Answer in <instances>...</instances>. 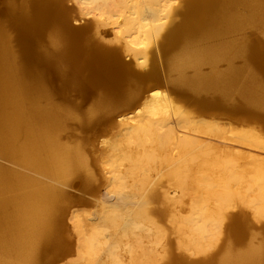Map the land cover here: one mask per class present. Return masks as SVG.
<instances>
[{"label":"bare ground","instance_id":"6f19581e","mask_svg":"<svg viewBox=\"0 0 264 264\" xmlns=\"http://www.w3.org/2000/svg\"><path fill=\"white\" fill-rule=\"evenodd\" d=\"M180 1L176 7L173 0H77L85 14L93 13L90 28L100 33L101 26H114L124 50L147 56V44L153 35L164 36L161 47L168 66L178 74L176 82L192 91L204 87L219 93L213 101L200 99L202 104L223 106L235 94L243 102L233 106L234 110L264 118V0ZM10 10L21 48L12 47V36L0 23V264H51L50 254L68 246L62 232L66 205L72 197L63 187L32 172L57 183L74 173L84 175L89 182L92 174L83 149L61 139L63 115L67 113L51 100L45 102L50 98L45 73L53 72L65 86L83 80L95 89L104 88L105 94H99L94 106L83 111V122L88 125L107 117L111 105L139 104L142 84L150 80L159 84V80L153 68L139 75L121 64L119 49H94L70 25L63 0H21ZM164 18L172 20L171 24L162 21ZM48 26L52 46L57 48L63 41L68 44L67 49L49 51L43 47V31ZM209 33L217 34L220 42L202 46L200 41ZM218 62L225 68L215 69ZM204 64L212 66L210 75L202 71ZM190 68L193 73L188 72ZM86 69L89 75L85 78ZM173 110L170 98L155 89L142 106L121 118L122 132L114 148L121 160L128 162L129 171L112 176L104 171L107 190L100 200L97 218L89 223L80 218L75 221L79 235L77 253L86 258L87 264H183L181 255L167 249L150 253L138 233L148 203L160 202L158 205L162 206L150 208L167 214L184 207L177 194L179 188L191 193L204 221L218 223L220 218H213L197 194L209 187L203 148L220 149L230 144L225 140L203 144L197 136L179 134L177 124H171ZM177 115L182 119L180 112ZM162 127H166L165 134L160 132ZM185 135L192 139L193 151L186 150L163 166L162 175L175 187L153 180L145 183L140 193L136 192L138 185L133 191H126L127 176L138 175L144 167L142 161L156 154L150 145L166 142V137L175 140ZM185 175L187 178H183ZM223 175L224 180L235 177L238 186L244 181L232 170ZM263 182L264 175L257 167L250 186L253 192L260 193L243 201L259 217H264V194L258 188ZM224 207L219 208V214L230 221L221 224L222 238L199 235V231L209 232L207 224L188 217L179 221L185 233L182 246L202 253L220 246L222 257L211 255V262L218 260V264H264L263 246L235 248L248 226L239 214L223 215Z\"/></svg>","mask_w":264,"mask_h":264},{"label":"rangeland","instance_id":"374dc122","mask_svg":"<svg viewBox=\"0 0 264 264\" xmlns=\"http://www.w3.org/2000/svg\"><path fill=\"white\" fill-rule=\"evenodd\" d=\"M21 0H0V23L5 27V31L12 36L11 45L15 49H20L18 40L16 39L17 30L13 27L12 11L10 7ZM180 0H173V4L177 7ZM67 8L69 23L72 27L79 30L82 37H86L91 42L94 49L99 48L120 50L121 64L130 66L136 74H145L150 69H155L158 74L159 84L155 80H150L142 84V96L139 104L124 107L119 105H111L107 117L100 121L92 120L91 124L83 122V111L94 106L99 94H105L103 87L95 89L80 80L65 86L61 79H58L53 72L45 73V87L51 100L66 115H63L65 126L61 130V139L70 140L78 144L83 149L89 167L88 172L92 174L89 182L86 181L84 175L74 173L60 183L52 181L37 173L34 175L50 181L63 187L72 197L66 205L68 212L65 218L64 230L62 232L63 239L68 246L64 251L50 254L51 264H87L86 258L78 255L79 235L75 226L77 219H83L86 223L97 218V213L101 205V198L107 190L104 183V171H108L112 176L119 172L129 171V164L121 160L120 153L114 148V143L119 133L122 132L120 120L124 116H128L134 112L146 97H149L152 90L158 89L170 98L173 105L171 111V124H177L179 134H188L197 136L202 139L203 144L209 141L219 144L221 140L227 141L230 146L226 148H216L215 146L204 147L203 152L206 154L207 166L205 179L209 184L204 190L197 193L199 201L209 209L210 214L217 221H204V218L198 213L189 191L180 189L177 193L184 201V207L169 214L153 210L150 207L162 206L160 202L148 203L146 205L147 212L143 217L142 225L138 233L142 234L144 244L150 253L158 254V251L167 249L175 255L183 257V264H218L217 261L211 262L212 256L216 254V259L222 257L220 246H213L207 252H195L185 249L182 246V240L185 236L184 231L179 227V221L185 218L200 219L203 224H207L205 233L199 231V235L208 237H221V224L230 221L228 217H222L219 214V208L224 205L223 215L239 214L245 217V223L248 229L244 231L243 239L234 244L235 248H245L249 244L261 245L264 247V217L256 216L252 209L243 201L259 195L260 191H255L250 185L251 177H255V170L260 167L261 173L264 175V118L259 117L256 113L237 111L233 106L243 102L242 97L232 95L225 101L226 105L208 107L201 103L200 99L214 100L219 96L216 90H209L201 87L197 91L187 89L184 85L176 82L178 76L175 70L170 69L167 64V56L163 52L161 44L164 36L153 35L147 44L148 54H137L132 50H124L121 42L115 33L114 26L103 25L100 27V33L90 28L93 13L85 14L81 10V6L77 0H63ZM136 17V16H134ZM162 21L171 24L172 20L162 19ZM212 31L213 29H209ZM50 27H46L43 31V47L46 50L53 51L55 49H67V43L63 41L57 48L52 46L50 42ZM66 31H64V35ZM68 34V33H67ZM220 42L218 35L209 33L207 37L200 41L202 46L217 45ZM121 47L122 49H120ZM69 64V60L66 63ZM215 69L221 66L220 63L214 65ZM201 69L210 75L213 68L209 64H204ZM189 73H193V69H188ZM89 70L83 71L85 78L89 75ZM83 84H86L84 86ZM101 97V96H99ZM264 111V110H262ZM258 111V114H260ZM177 112L182 114L179 118ZM94 122V123H93ZM160 132L165 134L166 127H162ZM165 138V137H164ZM192 139L185 135L178 139H170L166 137L165 141L156 145H150V148L156 152L149 160L142 161L143 170L138 175L129 176L127 173L126 191H133L134 185H138L137 193L141 192V187L145 188V183L155 180V182H164L175 187L173 181L162 175L168 159H177V157L188 150L193 151ZM155 148V149H153ZM156 157V158H155ZM155 158V159H154ZM163 168V171L161 169ZM105 169V170H104ZM226 170H232L233 173L239 174V179H244L240 186L236 185V178L224 180L223 173ZM183 178H187L185 175ZM264 182L261 183L262 195L264 194ZM172 190V188H171ZM256 203V201H255ZM181 205V202H179ZM165 205V204H164ZM73 214L77 217L74 219ZM244 215V216H243ZM88 227H91L89 225ZM219 239V238H217ZM166 250V251H167ZM193 260L194 263L188 261ZM199 261H202L199 263Z\"/></svg>","mask_w":264,"mask_h":264}]
</instances>
